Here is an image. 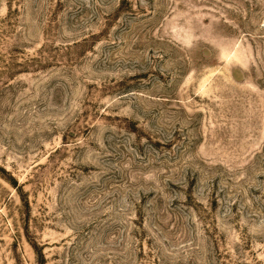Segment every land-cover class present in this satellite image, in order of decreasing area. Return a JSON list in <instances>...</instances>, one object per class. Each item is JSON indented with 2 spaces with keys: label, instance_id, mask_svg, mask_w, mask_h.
<instances>
[{
  "label": "rangeland",
  "instance_id": "rangeland-1",
  "mask_svg": "<svg viewBox=\"0 0 264 264\" xmlns=\"http://www.w3.org/2000/svg\"><path fill=\"white\" fill-rule=\"evenodd\" d=\"M0 264H264V0H0Z\"/></svg>",
  "mask_w": 264,
  "mask_h": 264
}]
</instances>
